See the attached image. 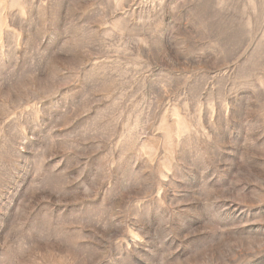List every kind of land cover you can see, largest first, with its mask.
Masks as SVG:
<instances>
[{
    "label": "rangeland",
    "instance_id": "1",
    "mask_svg": "<svg viewBox=\"0 0 264 264\" xmlns=\"http://www.w3.org/2000/svg\"><path fill=\"white\" fill-rule=\"evenodd\" d=\"M0 264H264V0H0Z\"/></svg>",
    "mask_w": 264,
    "mask_h": 264
}]
</instances>
